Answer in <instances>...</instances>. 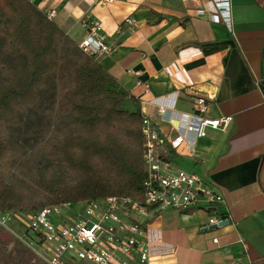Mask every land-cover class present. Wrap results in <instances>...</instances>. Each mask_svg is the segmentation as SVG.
<instances>
[{
    "label": "crops",
    "instance_id": "crops-1",
    "mask_svg": "<svg viewBox=\"0 0 264 264\" xmlns=\"http://www.w3.org/2000/svg\"><path fill=\"white\" fill-rule=\"evenodd\" d=\"M32 4L54 12L51 20L77 44L87 36L82 20L98 21L111 52L94 59L134 99L124 108L160 132L176 137L193 114V95L206 98L207 118L232 119L225 131L169 151L175 169L218 190L225 202L216 214L228 219L206 230L211 212L160 211L150 222L176 252L149 264H264V0H230L232 33L211 21V0Z\"/></svg>",
    "mask_w": 264,
    "mask_h": 264
},
{
    "label": "trees",
    "instance_id": "trees-1",
    "mask_svg": "<svg viewBox=\"0 0 264 264\" xmlns=\"http://www.w3.org/2000/svg\"><path fill=\"white\" fill-rule=\"evenodd\" d=\"M134 99L28 0H0V212L141 201Z\"/></svg>",
    "mask_w": 264,
    "mask_h": 264
},
{
    "label": "built area",
    "instance_id": "built-area-1",
    "mask_svg": "<svg viewBox=\"0 0 264 264\" xmlns=\"http://www.w3.org/2000/svg\"><path fill=\"white\" fill-rule=\"evenodd\" d=\"M211 2L215 7L211 21L232 33L230 0ZM203 14L204 11H199V15ZM46 16L51 20L54 12ZM126 23L132 25L133 21ZM82 25L87 36L79 43V49L91 57L109 54L111 48L101 34L100 23L86 17ZM191 101L193 114L174 138L160 132L148 117L142 116L145 180L141 201L110 196L74 205L44 206L34 211L0 212V228L42 264H149L153 258L176 252L174 246L163 242L160 229L150 222L160 211L211 212L213 215L202 228L218 226L228 219L216 214V209L225 202L223 196L197 174L175 169L169 151L206 137L208 130L225 131L232 119L207 118L208 102L203 96L193 95ZM164 113L165 108L160 107L159 116ZM13 220L24 229L22 234L11 228L9 223ZM213 243L217 240L213 239Z\"/></svg>",
    "mask_w": 264,
    "mask_h": 264
},
{
    "label": "rangeland",
    "instance_id": "rangeland-1",
    "mask_svg": "<svg viewBox=\"0 0 264 264\" xmlns=\"http://www.w3.org/2000/svg\"><path fill=\"white\" fill-rule=\"evenodd\" d=\"M9 224L16 232L20 234L24 232V229L21 228L17 220H13ZM0 264L42 263L32 253L26 250L10 233L0 228Z\"/></svg>",
    "mask_w": 264,
    "mask_h": 264
},
{
    "label": "water",
    "instance_id": "water-1",
    "mask_svg": "<svg viewBox=\"0 0 264 264\" xmlns=\"http://www.w3.org/2000/svg\"><path fill=\"white\" fill-rule=\"evenodd\" d=\"M218 226H220V225H218ZM217 226H211V227H209V228H206V230H212V229H215Z\"/></svg>",
    "mask_w": 264,
    "mask_h": 264
}]
</instances>
